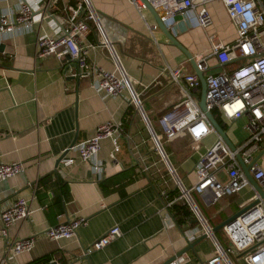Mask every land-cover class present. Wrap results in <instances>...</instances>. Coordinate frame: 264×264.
Returning <instances> with one entry per match:
<instances>
[{
  "label": "crops",
  "instance_id": "crops-1",
  "mask_svg": "<svg viewBox=\"0 0 264 264\" xmlns=\"http://www.w3.org/2000/svg\"><path fill=\"white\" fill-rule=\"evenodd\" d=\"M77 1L52 0L53 19L37 25L30 33L0 38V44L5 46L0 53V161L21 162L25 166L23 173L0 181V213L19 197L29 200L32 211L29 219L18 221L10 228L6 241L0 238V261L6 242L34 237L32 249L7 264L74 261L77 264H164L192 243L193 247L181 256L185 259L182 264H205L213 255L216 242L225 248L228 240L221 230L203 240H199L202 235L192 238L186 235L192 228L201 229L189 206L192 217L183 228L169 215L165 205L180 201V190L156 151L147 125L160 135H157L160 147L176 176L184 186L187 181L191 187L200 156L193 151L200 148L199 144L198 149L193 150L186 135L173 141L165 140L158 118L182 99L179 87L167 73L168 67L183 65L186 72H194V69L185 55L170 44L151 13L147 9L138 11L131 0L88 1L136 89L146 119L128 104L126 93L121 97H104L91 87V78L75 77L76 68L69 59L58 61L50 57L36 61L37 35L55 36L57 27L71 14ZM9 3L14 6L16 0H9ZM206 10L212 19L206 29L197 27L192 15L178 16L177 24L171 27L164 22L193 59L209 51L210 34H215L224 44L232 43L236 37L235 26L219 0L209 2ZM156 12L163 20L161 12ZM153 26L157 29L151 35L148 28ZM84 42L95 43L96 33L90 31ZM10 47L13 48L12 56L5 51ZM88 58L104 71H115L113 60L104 47L90 48ZM209 62L212 73L221 70L213 60ZM237 65L235 60L224 69L231 72ZM196 95L200 101L201 89ZM105 122L121 123L117 139L120 150L116 154L117 164L112 163L109 159L112 144L108 139L103 140L96 156L101 170L96 172L91 164L80 161L74 151L67 150L92 138L96 128ZM234 125L238 135L232 139L227 130ZM243 127L244 120L239 119L231 125L225 124L224 130L231 142H241L246 137ZM69 158L74 164L64 165ZM44 178L50 179L49 188L39 186ZM222 179H225L223 175ZM62 187L67 195L57 206L53 202L54 191ZM175 189L179 194L169 200L168 191ZM246 190L209 206L195 192L191 193V198L206 225L214 228L246 207L253 196L249 189L251 196L247 201ZM61 215L84 217L87 224L71 239L50 240L45 232L59 222ZM115 225L121 230L118 239L102 250L84 254ZM229 261L230 264H245L238 253L230 254Z\"/></svg>",
  "mask_w": 264,
  "mask_h": 264
},
{
  "label": "built area",
  "instance_id": "built-area-1",
  "mask_svg": "<svg viewBox=\"0 0 264 264\" xmlns=\"http://www.w3.org/2000/svg\"><path fill=\"white\" fill-rule=\"evenodd\" d=\"M211 1L214 0H147L155 10L161 12L167 26L177 24L178 16L192 15L196 26L202 29L212 24L211 16L206 10V5ZM219 1L235 26V40L224 44L215 34H210L209 51L194 59V64L196 70L202 72L206 82V110L212 114L216 111L228 125L243 119L246 137L241 142H231L233 149L225 143L198 105L196 94L201 89L199 78L195 72H186L183 65L167 69L171 81L179 87L182 99L158 118V125L165 140L173 141L180 135H186L193 150H197L198 144L205 138L212 135L215 137L212 145L198 158L193 171L194 184L186 188L178 177L174 178L180 190L178 200L185 201L201 226V229L192 228L186 235L192 238L210 234V228L199 215L191 193L198 194L209 206L243 189L253 192L252 198L246 204L249 208L221 229L228 240L227 247H221L216 242V249L205 264H230L229 255L232 253L241 254L245 264H264V200L251 186L240 165L241 162L248 167L249 174L264 193V0ZM131 2L138 11L145 9L142 1ZM52 5V0H16L14 6L10 5L9 0H0V38L15 33H30L37 25L53 19L50 12ZM60 27H57L55 36L37 35L36 61L41 62L50 57L61 61L68 57L71 62L77 63L76 73L73 74L75 77L91 78V87L104 97H121L126 93L128 104L142 114V104L136 89L122 68L114 47L105 37L89 1L78 0ZM148 29L152 35L157 26ZM90 31L96 33V42L85 44L84 39ZM96 47L108 50L115 67L114 72L104 71L89 61L88 50ZM5 51L10 56L13 55V48ZM210 60L221 68L219 72L210 71ZM235 60L238 65L231 72H227L224 67ZM120 131L121 123L105 122L96 128L92 138L73 145L67 151H74L80 161L91 164L94 171L100 172L101 165L96 161V156L101 142L110 140L112 151L109 159L117 164L116 154L120 150L117 139ZM224 132L226 133L225 130ZM154 136L152 138L155 149L160 154V143L157 144L159 139L155 133ZM73 164L74 160L71 158L64 161V165ZM24 170L25 166L21 162L0 161V181L13 178ZM253 202L254 205L250 207ZM172 203H166L165 207L169 208ZM31 213L28 199L19 197L11 202L0 213V238L6 241L10 228L18 221L29 219ZM166 218L169 219V215ZM86 224L84 217L69 218L61 215L59 222L48 228L45 236L53 241L71 239ZM120 236L121 230L115 225L94 241L84 254L102 250ZM34 241L35 238L31 237L6 242L0 264H7L19 254L29 252ZM184 260L179 257L172 264H182Z\"/></svg>",
  "mask_w": 264,
  "mask_h": 264
},
{
  "label": "water",
  "instance_id": "water-1",
  "mask_svg": "<svg viewBox=\"0 0 264 264\" xmlns=\"http://www.w3.org/2000/svg\"><path fill=\"white\" fill-rule=\"evenodd\" d=\"M145 6V9H147L151 15L153 16V18L155 19L158 27L161 29V31L165 34V36L167 37L168 41L170 42V44L174 47H176L180 52H182L185 57L188 59V61L190 62V64L192 65L195 74L197 75V77L200 80L201 83V98L200 101L198 103L200 109L205 113L207 119L209 120L210 124L213 126V128L216 130V132L222 137V139L225 141V143L231 148L233 149L234 146L231 143V141L229 140V138L227 137L226 133L224 132L223 128L219 125V123L216 121L215 117L213 116V114L209 111L206 110L205 108V92H206V82L203 78V74L202 72H198L195 68V64H194V59L192 57V55L173 37L172 33L170 32V30L166 27L165 23L163 22V20H161L158 17V13L156 12V10L147 2V0H141ZM5 49V46L3 44H0V53H3ZM68 59V57L66 58ZM75 68L77 69V63L76 61H73ZM66 73V70L64 71V74ZM74 77H69V79H73ZM142 115L144 116V113L142 111ZM144 119L145 116H144ZM147 123V120H146ZM148 128L151 132V135L153 137L154 136V132L152 131V128L149 124ZM158 141V140H157ZM159 144V142L157 143ZM72 147V146H71ZM159 150H160V154L163 158V160L165 161L166 165L168 166V168L170 169V172L172 174V176L176 179L177 176L173 170V168L171 167V165L169 164L168 160L166 159V156L164 155L160 145L158 146ZM242 171L245 175V177L248 179L249 183L251 184V186L254 188V190L258 193V195L264 200V193L262 192V190L260 189V187L258 186V184L253 180V178L251 177V175L248 172V167L245 166L244 164H242L240 162ZM255 202H253L252 204H250V207L252 205H254ZM249 208V206L243 208L242 210H240L239 212H237L236 214H234L233 216H231L230 218H228L227 220H225L224 222H222L221 224H219L218 226L214 227V228H210V234L207 235H203L201 238H199V240H203L206 237H210V236H214V234L221 230L222 227L224 225L230 224L232 221L235 220V218L240 215L245 209ZM194 245V243L190 244L189 246H187L186 248H184L183 250H181L180 252H178L176 255H174L173 257H171L169 260H167L164 264H171L172 262L175 261L176 258L181 257L184 253H186L190 248H192Z\"/></svg>",
  "mask_w": 264,
  "mask_h": 264
},
{
  "label": "trees",
  "instance_id": "trees-1",
  "mask_svg": "<svg viewBox=\"0 0 264 264\" xmlns=\"http://www.w3.org/2000/svg\"><path fill=\"white\" fill-rule=\"evenodd\" d=\"M213 115L216 119V121L219 123V125L225 129V124L223 120L216 114V111H213ZM156 135L160 136L159 134L156 133ZM162 135V134H161ZM163 137V136H162ZM106 183V182H105ZM105 183H102V185H105ZM39 186H42L44 189L49 188V184H51L50 179L44 178L38 183ZM107 184V183H106ZM58 192L54 191V196H53V202L57 205L60 206L61 204V199L66 198L67 191L64 187L59 188ZM179 194L177 189L173 191H168V198L169 200L174 197V195ZM168 213L169 215L173 218V220L176 222V224L180 227L183 228L186 226L188 221H190L192 217V212L190 211V208L188 205L185 203L184 200H180L178 202H174L171 204V206L168 208ZM221 232L220 230L217 231L216 233Z\"/></svg>",
  "mask_w": 264,
  "mask_h": 264
},
{
  "label": "rangeland",
  "instance_id": "rangeland-1",
  "mask_svg": "<svg viewBox=\"0 0 264 264\" xmlns=\"http://www.w3.org/2000/svg\"><path fill=\"white\" fill-rule=\"evenodd\" d=\"M227 133L232 139H234V136L238 135V133H236L235 125L230 126L229 129L227 130ZM214 139H215V137L213 135L205 138L202 142L199 143L200 148L197 151H193V153L196 155L204 154L206 152V150L212 145ZM196 161H197V159H196ZM184 183H185L186 188H188L189 187L188 182L184 181ZM247 190H246V200L248 201L250 199V196H251L250 195L251 191L249 189H247ZM192 196H194V195L192 194Z\"/></svg>",
  "mask_w": 264,
  "mask_h": 264
}]
</instances>
